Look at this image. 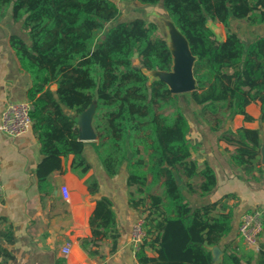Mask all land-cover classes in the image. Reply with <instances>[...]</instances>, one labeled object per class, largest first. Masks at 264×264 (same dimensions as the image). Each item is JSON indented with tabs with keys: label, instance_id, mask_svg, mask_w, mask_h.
<instances>
[{
	"label": "trees",
	"instance_id": "obj_1",
	"mask_svg": "<svg viewBox=\"0 0 264 264\" xmlns=\"http://www.w3.org/2000/svg\"><path fill=\"white\" fill-rule=\"evenodd\" d=\"M132 3L159 6L187 38L197 57L196 91L173 95L162 81L150 80L145 71H170L172 54L166 38L155 36L160 27L153 19L120 20L123 4L0 0V21L9 15L28 39L13 35L10 45L32 83V131L44 157L36 170L42 192H49L44 189L49 176L62 171L63 159L71 155L72 172L85 177L92 168L86 155L90 148L109 178L126 174L128 205L144 219L145 236L135 252L138 264H264V243L257 253L223 246L216 262L209 247L220 246L232 232L234 208L224 203L229 197L193 208L186 196H208L217 186L210 165L200 170L192 158L190 116L219 129L237 115L252 120L246 109L259 103L264 123V36L247 44L230 28L232 20L264 24V0ZM210 22L223 27L225 42L217 40ZM93 104L98 141L83 142L74 118ZM238 135V140L226 139L238 147L230 159L247 171L258 160L263 141L258 130L242 128ZM197 178L199 184L193 182ZM85 183L91 194L99 192L96 177ZM89 225L92 238L82 241L84 248L108 239L115 253L121 234L110 198L96 201ZM4 237L14 241L9 234ZM0 254L10 257L2 247Z\"/></svg>",
	"mask_w": 264,
	"mask_h": 264
},
{
	"label": "crops",
	"instance_id": "obj_2",
	"mask_svg": "<svg viewBox=\"0 0 264 264\" xmlns=\"http://www.w3.org/2000/svg\"><path fill=\"white\" fill-rule=\"evenodd\" d=\"M230 28L247 44L259 36H264V24L249 26L244 21L232 20ZM16 35L27 41L20 24L13 22L7 15L0 21V122L1 116L9 103L31 102L32 83L21 68L13 49L10 37ZM96 105L75 116L79 132L82 131V120L88 118L91 130L92 116ZM66 113H71L64 108ZM252 120L244 115H237L219 129H209L190 116L192 131L189 135L194 145L192 158L199 169L208 163L215 171L217 186L214 191L201 197L186 192L193 208L203 207L215 201L225 199L224 203L233 207L232 232L219 246H227L238 251L245 250L238 235L240 218L253 210L264 209V165L260 155L256 163L247 171L243 166L231 163V155L238 147L226 139L238 140L240 129L258 130L264 145V123L260 119V104L252 103L246 109ZM96 138L95 141L97 142ZM87 158L92 165L90 172L79 178L72 172L73 156L62 161V171L53 172L43 193L36 174L38 165L44 157L40 153L39 142L31 130L19 137H8L0 132V247L10 255L0 254V264H138L132 246V230L142 218L128 205V188L126 174L109 178L103 171L96 155L88 148ZM96 177L99 192L91 194L86 180ZM200 183L197 178L193 181ZM67 186L69 200H64L60 188ZM108 197L113 202L117 216L120 240L117 251L110 253L111 241L99 239L95 244L84 248L82 241L92 238L89 219L96 208V201ZM4 234L13 236L8 242ZM71 243V255L68 259L61 254V249ZM264 243V232L260 245ZM241 248V249H240ZM88 251L97 253L91 255ZM249 251V250H246ZM253 252V251H251ZM150 256L155 254L147 250ZM223 256V251H222ZM221 256V258H222ZM220 258V259H221Z\"/></svg>",
	"mask_w": 264,
	"mask_h": 264
},
{
	"label": "water",
	"instance_id": "obj_3",
	"mask_svg": "<svg viewBox=\"0 0 264 264\" xmlns=\"http://www.w3.org/2000/svg\"><path fill=\"white\" fill-rule=\"evenodd\" d=\"M161 20L168 32L166 40L172 54V67L170 71L153 70L145 71V74L151 81L158 80L165 83L173 95L193 93L197 89V81L194 76V65L197 57L192 54L187 38L182 34L174 21L169 18H162ZM208 27L219 42H225V32L221 25L210 22L208 23ZM82 127V131L79 132V139L83 142L95 141L97 136L95 131L91 130L88 118H83ZM261 162L264 165V145L261 148ZM173 174L177 184L182 185V179L175 169H173ZM209 249L212 251L214 260L216 262L219 261L222 256L219 246L209 247Z\"/></svg>",
	"mask_w": 264,
	"mask_h": 264
},
{
	"label": "built area",
	"instance_id": "obj_4",
	"mask_svg": "<svg viewBox=\"0 0 264 264\" xmlns=\"http://www.w3.org/2000/svg\"><path fill=\"white\" fill-rule=\"evenodd\" d=\"M118 4L131 2L132 0H114ZM31 102L9 103L2 113L0 122V132L8 137H19L28 133L32 128L30 117ZM61 194L64 200H69V191L67 186H61ZM3 187L0 184V193ZM144 219L134 225L132 230V246L136 252L143 242L145 232L143 230ZM264 232V209L253 210L245 213L240 218L238 226V235L245 250L257 253L260 248V239ZM71 243H67L61 249V254L68 259L71 255Z\"/></svg>",
	"mask_w": 264,
	"mask_h": 264
},
{
	"label": "rangeland",
	"instance_id": "obj_5",
	"mask_svg": "<svg viewBox=\"0 0 264 264\" xmlns=\"http://www.w3.org/2000/svg\"><path fill=\"white\" fill-rule=\"evenodd\" d=\"M123 6L124 7L122 8V17L120 18L121 21H128L138 17L145 18L149 21L153 19L158 23L160 27L159 31L156 33L155 36L165 37L166 39L168 38L167 29L165 27V24L161 20L162 18L168 19V17L163 14L159 6L153 8H146L143 6L134 5L132 1L124 3Z\"/></svg>",
	"mask_w": 264,
	"mask_h": 264
}]
</instances>
